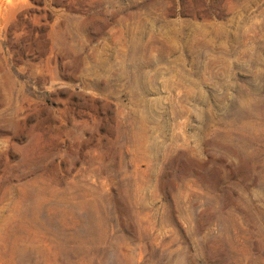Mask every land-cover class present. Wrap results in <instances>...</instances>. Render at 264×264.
I'll return each mask as SVG.
<instances>
[{
	"label": "rangeland",
	"instance_id": "rangeland-1",
	"mask_svg": "<svg viewBox=\"0 0 264 264\" xmlns=\"http://www.w3.org/2000/svg\"><path fill=\"white\" fill-rule=\"evenodd\" d=\"M0 264H264V0H0Z\"/></svg>",
	"mask_w": 264,
	"mask_h": 264
}]
</instances>
